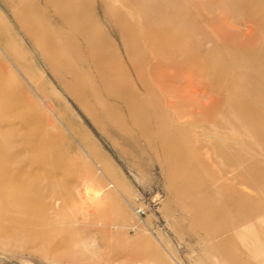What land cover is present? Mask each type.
Returning <instances> with one entry per match:
<instances>
[{
  "label": "bare ground",
  "instance_id": "bare-ground-1",
  "mask_svg": "<svg viewBox=\"0 0 264 264\" xmlns=\"http://www.w3.org/2000/svg\"><path fill=\"white\" fill-rule=\"evenodd\" d=\"M228 1L100 0L104 8L118 11L110 20L124 44L126 64L120 71L132 78L126 89L94 88L88 68L62 57L76 53V44L89 48L111 45L105 33L92 26L95 16L83 12L85 7L95 10L93 1L43 0L45 8L51 10L50 20L42 19L39 13L31 20H18L41 54L51 56L46 64L58 72L61 88L84 103L95 120L98 116L90 101L102 105L98 101L102 93L117 100L126 109L131 126L140 129L134 141L143 142L155 156L167 159L170 168L179 171L177 180L196 177L213 183L209 187L185 184L183 189L200 194L223 191L227 195L221 206L210 200L199 202L198 213L237 210L243 217L230 221L249 223L251 210L263 206L246 193L264 187V0ZM196 21L204 32L197 33ZM124 23V27L116 29ZM133 33H137L138 39L134 45H127L125 39ZM227 47L231 49H223ZM225 52L232 56L226 62ZM11 57L13 64L22 65L18 63V54ZM213 60L220 62L219 66H211ZM99 62L96 59L91 64L96 78L112 82V72L99 70ZM149 93L158 98L145 107L142 101ZM13 95L0 85V206L8 214L24 210L29 214L58 211L61 199L56 196L51 168L54 157L47 148L55 138L43 130L28 134L31 124L47 123V119L23 114L13 105L5 106L7 97ZM199 114H205L207 124L215 129L200 139L202 147H194L185 141L189 126ZM107 115L103 111L104 119ZM211 155L223 159V167L216 172L208 170ZM184 167L191 169V174H180ZM82 199L84 203L87 200ZM84 206L75 210L83 212ZM48 219L53 227L41 232L47 242L56 232L54 225L60 223L57 218ZM75 221L74 217L71 222ZM202 221L210 223L212 219L203 217ZM246 233L242 246L248 255L260 257L264 263V232L255 235L260 237L258 244L248 230ZM219 251L223 257L220 260L235 262L229 250Z\"/></svg>",
  "mask_w": 264,
  "mask_h": 264
},
{
  "label": "rangeland",
  "instance_id": "rangeland-1",
  "mask_svg": "<svg viewBox=\"0 0 264 264\" xmlns=\"http://www.w3.org/2000/svg\"><path fill=\"white\" fill-rule=\"evenodd\" d=\"M92 1L95 10L85 7L83 12L95 16L92 26L102 30L111 45L89 48L76 44V53L62 57L88 68L94 88L126 89L132 78L120 71L126 64L124 44L110 20L118 11L104 8L100 0ZM49 10L43 0H0V85L9 95L14 94L7 97L5 106L13 105L23 114L47 119V123L31 124L28 134L43 130L55 138L47 148L54 157L51 168L56 196L61 199L60 209L50 213L29 214L24 210L8 214L0 206V264H236V260L241 264H264L262 258L248 255L242 246L246 230L254 242H261L255 235L264 232V187L246 193L263 205L251 210L249 220L255 222L253 225L230 221L243 217L237 210L198 213L199 202L210 200L221 206L227 195L223 191L200 194L183 189L185 184L209 187L213 183L196 177L177 180L179 171L171 169L167 159L155 156L143 142L134 141L140 129L131 126L126 109L117 100L102 93L98 97L102 105L90 101L98 116L95 120L84 103L61 88L58 72L46 64L51 56L41 54L18 20L20 17L31 20L39 13L48 21ZM124 26L125 23L119 24L116 29ZM196 26L198 34L204 32L200 22L196 21ZM65 32L76 36L67 29ZM137 39V33H133L125 40L127 45H134ZM17 54L22 65L11 62V56ZM223 56L225 62L232 57L229 52ZM96 59L101 61L99 70L112 72V82L96 78L91 65ZM219 64L213 60L210 65ZM153 94L144 96L143 106L158 98ZM103 111L108 114L107 119L102 116ZM205 119V114L195 116L185 144L203 146L200 139L215 129ZM213 156L208 170L216 172L223 167V159ZM191 172L188 167L180 170V174ZM82 197L87 199L85 203ZM82 204L85 210L76 211ZM137 208L145 211L140 220L134 213ZM48 217L60 221L54 225L56 232L49 242L43 239L45 236L41 237V232L53 227ZM74 217L76 221L71 222ZM203 217L212 221L203 223ZM223 249L230 251L235 262L222 260L219 250Z\"/></svg>",
  "mask_w": 264,
  "mask_h": 264
},
{
  "label": "built area",
  "instance_id": "built-area-1",
  "mask_svg": "<svg viewBox=\"0 0 264 264\" xmlns=\"http://www.w3.org/2000/svg\"><path fill=\"white\" fill-rule=\"evenodd\" d=\"M134 213L136 215V218L139 219V220L145 215V211H144L143 208L135 209Z\"/></svg>",
  "mask_w": 264,
  "mask_h": 264
}]
</instances>
